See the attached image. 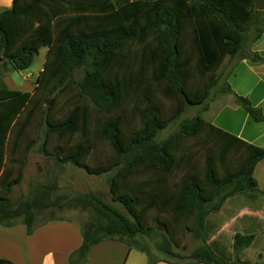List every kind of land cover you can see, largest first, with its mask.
Listing matches in <instances>:
<instances>
[{"label":"trees","instance_id":"16d2710c","mask_svg":"<svg viewBox=\"0 0 264 264\" xmlns=\"http://www.w3.org/2000/svg\"><path fill=\"white\" fill-rule=\"evenodd\" d=\"M263 15L257 0H12L0 12V76L8 67L28 69L40 48L46 52L32 91L0 83V224L15 225L21 216L8 208L4 181L12 175L29 116L45 94L65 97L59 106L62 116L49 114L54 100L44 120L59 142L54 154L92 174L112 173L109 187L123 207L121 211L99 196H85L95 218L81 225L82 243L70 254L69 264H85L90 248L108 239L135 248L133 236L152 230L144 227L152 211L167 217L162 224L167 230L193 231L198 237L205 217L226 199L245 195L256 201L254 169L264 160L263 147L200 115L183 119L179 130L163 141L156 136L179 118L185 105L207 110L215 83L210 75L226 56L264 63L257 52H243L249 40L264 33ZM245 24L254 30L251 39ZM192 65L197 84L206 80L194 91L188 83ZM79 67L84 75L74 81L72 73ZM220 91L233 93L227 82ZM234 95L254 123L264 120L260 107ZM158 96L170 105L165 107ZM96 142L108 143L114 156L91 168L84 161ZM201 155L204 167L198 169ZM20 223L29 234L37 226L28 210ZM253 238L234 234L233 261L222 260L204 245L184 257L191 260L185 264H241L238 254ZM171 242L162 236L157 248L179 256ZM157 261L149 257V264ZM0 264L14 263L0 259Z\"/></svg>","mask_w":264,"mask_h":264},{"label":"rangeland","instance_id":"374dc122","mask_svg":"<svg viewBox=\"0 0 264 264\" xmlns=\"http://www.w3.org/2000/svg\"><path fill=\"white\" fill-rule=\"evenodd\" d=\"M243 27L246 29V35L251 39L254 30L248 24ZM253 43L249 40L244 45L243 52L246 55L253 52ZM263 43L259 47L264 46ZM45 52V47L40 48L30 67L24 71H15L8 67L7 73L0 76V83H4L9 89L32 91L36 84V77L42 70ZM249 62L248 59L239 55L226 56L220 66L210 75L215 83L209 89V97L206 100L207 110H204L202 105H185L179 118L170 122L157 133L156 140L163 141L176 133L183 119L200 115L230 133L243 128L245 135L259 136L257 144L264 143V120L254 124L248 118L249 120L246 122V112L235 104L234 94L246 96L252 104H256L264 96V66L253 65ZM259 65L260 67H257ZM188 69H190L188 72L189 87L191 86V91H194L197 86L202 87L206 80L203 79L197 84L194 65ZM83 75L84 70L79 67L73 71L72 78L74 81H80ZM225 82L230 85L233 93L220 91ZM57 83L56 80L53 85ZM64 98L63 93L58 98L55 97V94L40 96L37 109L31 112L20 137L14 155L12 175L4 181L6 185H9L8 208L12 211L16 210L21 215L15 219L18 223L23 219L24 211L28 210L33 216L34 224L38 226L54 219L75 221L81 226L95 218V210L86 203L85 196L88 194L99 196L105 203L123 210V207L114 201V195L109 187V178L112 173L92 174L80 165L62 160L63 155L56 156L54 154L53 149L59 142L55 133L47 131L44 120L47 107H51L54 100L55 104L49 114L54 119L62 116L59 106ZM158 98L165 107L170 105L169 100L160 96ZM95 148L96 150L84 161L91 168L114 156L112 147L108 143L96 142ZM197 167L198 169L204 167L203 155L199 157ZM261 182V186H264V180ZM240 197L236 195L226 199L216 212L207 215L204 231L202 230L198 237L193 231L180 232L171 227L167 230L162 226L163 223H168L167 217L157 215L153 211L150 212L149 220L144 221V227H149L152 230L149 234L142 232L133 236L135 248L138 251L133 247L124 264H149V257L151 261L165 260L170 263L185 264L191 260L184 257L204 245H209L219 258L230 262L234 260L232 248L234 234L253 235L250 233L251 231L255 233L254 238L247 247L240 251L238 258L241 264H264V216L235 217L234 215L237 206L244 203L261 206L264 199L258 198L254 202H249ZM228 202L231 205L229 207H227ZM150 217L152 218L150 219ZM157 218L158 220H156ZM243 221L244 227L248 225V230L240 229L239 224ZM162 236L172 239V248L179 256H170L157 248L162 242ZM105 241L117 243L118 261H123L127 254L126 248H131L125 241L113 239ZM140 248L144 252H141Z\"/></svg>","mask_w":264,"mask_h":264},{"label":"crops","instance_id":"0c3cea01","mask_svg":"<svg viewBox=\"0 0 264 264\" xmlns=\"http://www.w3.org/2000/svg\"><path fill=\"white\" fill-rule=\"evenodd\" d=\"M11 4L12 0H0V12L9 8ZM262 42H264V33L253 43L252 51L257 52L258 55L264 59V46L259 47ZM249 63L264 66L263 62ZM260 65L257 67H260ZM263 103L264 96H262L256 104L253 105L261 108L264 118ZM248 118L249 116L246 113V122L250 119ZM250 121L252 120L250 119ZM244 133V129L242 128L238 129L236 132H232L231 134L236 135L249 143L264 148V143L257 144L259 139L258 135L251 136L245 135ZM254 177L258 185V191L255 195L258 196V198L264 199V186H261V181L264 180V160H261L256 164ZM239 196L242 198L246 197L245 195ZM229 204L230 202L227 203V207L231 206ZM262 205L257 206L252 205L251 203L241 204L240 206H237V211L234 215L235 217L264 216V211H262V209H264V205L263 207ZM243 224L244 221L239 224L240 229L246 230L248 225L244 227ZM81 231L79 223L61 219L49 220L39 226L37 225L30 234L27 232V227L23 223H18L12 226H4L0 224V259L9 260L14 264H69L68 259L70 254L77 250L82 243ZM250 233L255 235L254 231H251ZM126 249L127 254L124 260L118 261L117 243L101 241L90 248L85 264H120L121 262V264H124L133 248L127 247ZM134 249L136 250L137 248ZM156 264L169 263L164 260L159 261Z\"/></svg>","mask_w":264,"mask_h":264},{"label":"water","instance_id":"95a60500","mask_svg":"<svg viewBox=\"0 0 264 264\" xmlns=\"http://www.w3.org/2000/svg\"><path fill=\"white\" fill-rule=\"evenodd\" d=\"M257 9L264 11V0H257Z\"/></svg>","mask_w":264,"mask_h":264},{"label":"bare ground","instance_id":"6f19581e","mask_svg":"<svg viewBox=\"0 0 264 264\" xmlns=\"http://www.w3.org/2000/svg\"><path fill=\"white\" fill-rule=\"evenodd\" d=\"M220 124V123H219Z\"/></svg>","mask_w":264,"mask_h":264}]
</instances>
